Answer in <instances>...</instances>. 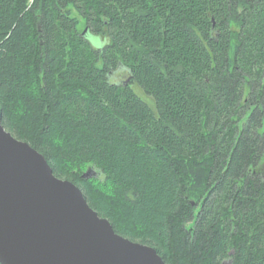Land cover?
I'll return each mask as SVG.
<instances>
[{
    "label": "trees",
    "instance_id": "1",
    "mask_svg": "<svg viewBox=\"0 0 264 264\" xmlns=\"http://www.w3.org/2000/svg\"><path fill=\"white\" fill-rule=\"evenodd\" d=\"M31 1L0 0L3 128L165 264H264V0Z\"/></svg>",
    "mask_w": 264,
    "mask_h": 264
},
{
    "label": "water",
    "instance_id": "2",
    "mask_svg": "<svg viewBox=\"0 0 264 264\" xmlns=\"http://www.w3.org/2000/svg\"><path fill=\"white\" fill-rule=\"evenodd\" d=\"M88 178L87 175L83 176ZM0 264H165L114 232L82 191L7 132L0 117Z\"/></svg>",
    "mask_w": 264,
    "mask_h": 264
},
{
    "label": "rangeland",
    "instance_id": "3",
    "mask_svg": "<svg viewBox=\"0 0 264 264\" xmlns=\"http://www.w3.org/2000/svg\"><path fill=\"white\" fill-rule=\"evenodd\" d=\"M30 2H32V1L30 0ZM81 24L83 25V22H82V21H81ZM81 24H80V25H81ZM82 27H83V26H82ZM82 27H80V28H82ZM84 175H87V176H88L87 179H89V178H92L93 176L97 177V176H98V172H97L96 170H94V169H87V170L85 171ZM189 226H190V223H188V224L186 225V227H189ZM224 263H225V264H230V261H229V260H226Z\"/></svg>",
    "mask_w": 264,
    "mask_h": 264
}]
</instances>
